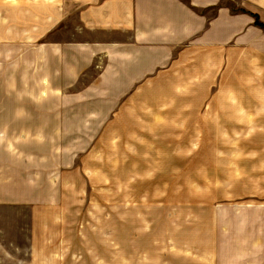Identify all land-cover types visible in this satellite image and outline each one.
<instances>
[{
	"label": "rangeland",
	"instance_id": "rangeland-1",
	"mask_svg": "<svg viewBox=\"0 0 264 264\" xmlns=\"http://www.w3.org/2000/svg\"><path fill=\"white\" fill-rule=\"evenodd\" d=\"M19 1L0 0L6 264H264L255 115L225 114L222 81L191 59L120 96L99 69L50 77L32 62L46 34Z\"/></svg>",
	"mask_w": 264,
	"mask_h": 264
},
{
	"label": "crops",
	"instance_id": "crops-1",
	"mask_svg": "<svg viewBox=\"0 0 264 264\" xmlns=\"http://www.w3.org/2000/svg\"><path fill=\"white\" fill-rule=\"evenodd\" d=\"M20 1L31 11L32 31L46 34L32 60L46 75L71 79L81 70V78L99 69L107 94L120 96L133 82L169 70L175 58L191 59L222 81L225 114L253 113L264 130V29L254 17L264 23V0H235L245 13L219 0ZM8 255L0 247V264Z\"/></svg>",
	"mask_w": 264,
	"mask_h": 264
},
{
	"label": "trees",
	"instance_id": "trees-1",
	"mask_svg": "<svg viewBox=\"0 0 264 264\" xmlns=\"http://www.w3.org/2000/svg\"><path fill=\"white\" fill-rule=\"evenodd\" d=\"M255 25H257L260 28L264 27V24L260 23L259 21L255 20Z\"/></svg>",
	"mask_w": 264,
	"mask_h": 264
}]
</instances>
